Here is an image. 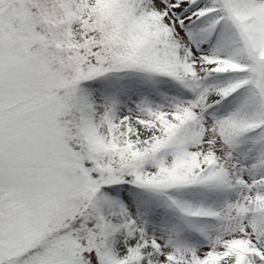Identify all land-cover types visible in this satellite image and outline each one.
<instances>
[{"label": "snow or ice", "instance_id": "snow-or-ice-1", "mask_svg": "<svg viewBox=\"0 0 264 264\" xmlns=\"http://www.w3.org/2000/svg\"><path fill=\"white\" fill-rule=\"evenodd\" d=\"M0 264H264V0H0Z\"/></svg>", "mask_w": 264, "mask_h": 264}]
</instances>
